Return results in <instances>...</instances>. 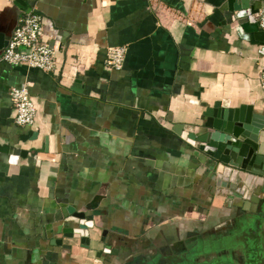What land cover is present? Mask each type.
<instances>
[{"label":"crops","instance_id":"0c3cea01","mask_svg":"<svg viewBox=\"0 0 264 264\" xmlns=\"http://www.w3.org/2000/svg\"><path fill=\"white\" fill-rule=\"evenodd\" d=\"M236 3L257 23L264 0ZM29 10L58 53L50 73L0 62V148L28 152L12 164L0 151V264H177L199 233L222 240L194 264H264V209L243 211L232 178L173 132L217 102L264 116V48L237 34L226 0H0V59ZM21 88L30 128L15 124ZM258 139L264 156V128ZM80 212L114 255L64 238Z\"/></svg>","mask_w":264,"mask_h":264},{"label":"water","instance_id":"95a60500","mask_svg":"<svg viewBox=\"0 0 264 264\" xmlns=\"http://www.w3.org/2000/svg\"><path fill=\"white\" fill-rule=\"evenodd\" d=\"M17 4L24 6L22 2ZM226 5L229 13L233 14L237 34L251 44L264 48V33L258 29L253 9H242L236 0H226ZM263 128L264 116L254 113L252 106L226 109L217 102L190 124L175 125L173 132L222 167L220 175L231 177L232 183L238 186V189L232 187L231 190L237 194L239 207L243 211L255 212L258 207L264 209V156L258 153V138ZM35 138L36 133L29 132L21 140L31 141ZM0 151L9 155L12 164L28 154L27 151L6 146L1 147ZM67 222L73 223V227L62 230L64 238L78 242L82 251L89 252L100 246L102 249L96 254L98 259L102 254H105L103 259L106 255H114L111 252L113 235L107 233L106 237L98 236L94 220H89L85 212L73 214ZM110 260L107 259L106 263L110 264Z\"/></svg>","mask_w":264,"mask_h":264},{"label":"built area","instance_id":"2783aa9c","mask_svg":"<svg viewBox=\"0 0 264 264\" xmlns=\"http://www.w3.org/2000/svg\"><path fill=\"white\" fill-rule=\"evenodd\" d=\"M257 26L264 33V8L258 13ZM42 34V16L35 10L23 13L18 19L17 28L11 35L0 62L44 73L53 72L56 67L58 49L43 42ZM126 51L125 47L109 49L105 65L110 69L120 70ZM260 84L264 89V72L260 76ZM9 97L15 109V124L20 128L32 127L36 112L27 89H12Z\"/></svg>","mask_w":264,"mask_h":264},{"label":"flooded vegetation","instance_id":"af4514ba","mask_svg":"<svg viewBox=\"0 0 264 264\" xmlns=\"http://www.w3.org/2000/svg\"><path fill=\"white\" fill-rule=\"evenodd\" d=\"M205 236L206 237H204V235L202 236L200 233L192 235L191 238H189V241L191 242V247L189 251L188 249H183L180 246L175 247L173 249L175 253H178L182 249L183 251H185V254H184L185 256L183 258L178 259L176 263L177 264H194L195 263L194 261H196V259L193 257V255H195V252H193V250L194 251L198 250V252L201 251L203 254H205L206 251L209 250L208 248L211 246V243L216 244L217 242H220L222 240L220 235H213L211 237L207 235ZM228 236L230 238L228 242L229 245L231 246L236 245V243L233 241L232 233H230ZM237 247H239V244H237Z\"/></svg>","mask_w":264,"mask_h":264},{"label":"rangeland","instance_id":"374dc122","mask_svg":"<svg viewBox=\"0 0 264 264\" xmlns=\"http://www.w3.org/2000/svg\"><path fill=\"white\" fill-rule=\"evenodd\" d=\"M210 251H215L217 249L216 244L211 243V246L208 248ZM203 260H206V258H204Z\"/></svg>","mask_w":264,"mask_h":264}]
</instances>
